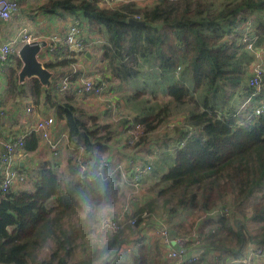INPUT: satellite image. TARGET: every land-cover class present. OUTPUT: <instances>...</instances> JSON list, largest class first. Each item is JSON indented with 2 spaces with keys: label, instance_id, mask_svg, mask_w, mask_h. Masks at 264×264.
<instances>
[{
  "label": "trees",
  "instance_id": "trees-1",
  "mask_svg": "<svg viewBox=\"0 0 264 264\" xmlns=\"http://www.w3.org/2000/svg\"><path fill=\"white\" fill-rule=\"evenodd\" d=\"M120 1L48 0L34 9L52 22L77 18L86 35L83 57L99 43L107 64L102 78L121 95L112 101L115 117L106 104L95 114L87 97L58 90L59 75L75 62L67 48L52 52L64 58L44 61L54 74L49 88L38 78L19 82L17 55L18 65L3 71L0 107L7 117L33 98L68 132L70 155L64 170L55 159L34 164L30 176L19 165L30 189L0 188V264H167L162 243L143 235L157 218L172 236L187 239V249L196 241L210 249L215 264H245L251 248L264 246V115L240 125L237 104L253 93L254 57L243 24L252 21L248 40L264 47V0ZM39 144L36 132L27 135L26 155ZM79 160L88 175L102 160L124 166L128 176L133 165L152 170L133 186L139 196L129 210L122 205L116 213L121 191L132 186L120 171L88 181ZM122 210V227L92 243L99 222Z\"/></svg>",
  "mask_w": 264,
  "mask_h": 264
},
{
  "label": "built area",
  "instance_id": "built-area-1",
  "mask_svg": "<svg viewBox=\"0 0 264 264\" xmlns=\"http://www.w3.org/2000/svg\"><path fill=\"white\" fill-rule=\"evenodd\" d=\"M105 3L110 4L111 0H104ZM19 19L22 21L20 32L17 38H8L0 42V70L4 71L11 62L12 55H17L19 49L24 44H31L34 41H47L45 50L48 58L52 56V52L58 48H67L70 52L68 58L75 59V62L70 64L63 73L59 75L58 90L64 94L74 92L82 97H87L89 100L98 99L107 108L112 111V116L117 115V107L112 102L105 101L109 82L98 74L88 73L87 68L83 66L84 60H88L80 54L87 50L86 35L81 28L79 21L75 17H70L64 29L61 32L49 31L46 34L35 32L29 22L21 18V7L18 0H0V20L6 22H13ZM243 31L245 32L243 41L246 42V49L253 55L254 61L250 64V78L248 85L253 88V93L244 97L239 104L238 115L240 116V125L251 122L262 115H264V47L257 49L255 47V40H248L249 36L253 34L252 21L243 24ZM229 39H234L233 35L228 36ZM93 51V46L88 49ZM40 56V54H39ZM41 59V56H40ZM41 61H43L41 59ZM44 63V61H43ZM261 94H263L261 96ZM16 119L19 117L17 111ZM25 116H34L33 124L27 123L22 133L14 138L1 139L0 138V188L3 191L7 189H14L18 185H23L27 181V176L20 171L19 165L21 161H25L26 152L24 151L25 138L33 131L39 136L40 145L44 146L50 151L53 157H59L60 154L69 145L68 132L62 126L56 123L53 115L41 114L35 106L33 99L25 101L23 107ZM7 118V114L2 107H0V121ZM139 128L138 126L136 127ZM170 128V127H168ZM184 142H181L183 145ZM79 167L82 169L83 178L91 181L94 177H100L103 180H109L116 172H121L123 182L129 186H136L141 178L149 175L152 170L151 164L148 165H133L130 169V175L124 171L122 165L110 166L105 160L88 175L86 163H81L79 160ZM125 210H129L128 205H123ZM109 218V220H108ZM102 220L101 233L106 238L121 228V222L124 220V213L122 212L116 218ZM132 223V221L130 222ZM133 224V223H132ZM146 238H157L162 243L163 260L167 264H203L205 258L206 248L197 242L196 246L189 249L186 248V240L183 237L172 236L168 230L165 221L155 219V222L150 224L143 231ZM133 244L124 247L126 253H131ZM259 256H264V246L251 248L246 258L242 260L243 263L252 264Z\"/></svg>",
  "mask_w": 264,
  "mask_h": 264
},
{
  "label": "crops",
  "instance_id": "crops-1",
  "mask_svg": "<svg viewBox=\"0 0 264 264\" xmlns=\"http://www.w3.org/2000/svg\"><path fill=\"white\" fill-rule=\"evenodd\" d=\"M18 1L20 2V7H21V11H22L21 12V18L24 21L29 22L31 25V28H33V30L35 32H38V33H41L44 35V34L48 33L49 31L61 32V29H64L67 22L62 23L61 21L56 22L54 20L52 22L50 20V17H46V16H43L41 14H35L34 13V9L38 5L39 6L42 5V4L46 3L48 0H18ZM21 24H22V21L19 19H16L13 22H6V21L0 20V42L4 39H8V38H17V36L20 32V29H21ZM47 29H49V31ZM93 55L94 54H88V56H89L88 59H91V57ZM63 56H65V55H58L57 54L56 56L52 55V57L54 59H52V57H50V58L53 61H58L61 58H64ZM50 58L46 57V58H44V60L50 61ZM94 59H97V58H94ZM17 65H18L17 61L13 60V58H12L9 66L15 67ZM3 73L4 72L0 70V83L2 85H4L5 81H6V77L4 76ZM0 90H1V88H0ZM24 106H25V102L20 108L16 109L18 116H19L17 119H16V116H12V117L9 116V117L3 119L2 121H0V137L6 138V137H13L14 135H19L20 133H22V131L25 128V125L27 123L31 122V124H33L35 118H34V116H30V117L25 116V114L23 113V107ZM28 121H30V122H28ZM32 156H33V159L24 161V164L22 166L31 165V161H33V160H34V162L36 161L35 157H37L41 160H53V159H55L59 162V161H61L60 158L63 156V154H61L59 157H53L51 155L50 151H48V149H46L44 146L39 144V147L37 148L36 152ZM34 162L32 164H34ZM20 186L21 185L16 186L13 190L20 189ZM150 239L152 241L157 240V238L153 239V237H151ZM254 248H256V247H254ZM208 253H207V251L205 252V254L207 256H205V258H203V261H204L203 264H215V262L212 261L213 257H212V260L210 259L211 254L209 251H208ZM209 260H211V262ZM227 261L229 263L230 260L227 259ZM216 264H221V262H216ZM222 264H224V263H222ZM252 264H264V256H259L257 259L254 260V262Z\"/></svg>",
  "mask_w": 264,
  "mask_h": 264
},
{
  "label": "rangeland",
  "instance_id": "rangeland-1",
  "mask_svg": "<svg viewBox=\"0 0 264 264\" xmlns=\"http://www.w3.org/2000/svg\"><path fill=\"white\" fill-rule=\"evenodd\" d=\"M122 1L123 2H125V1H128V0H121L119 3H122ZM138 1H140V0H138ZM62 23H65L64 21H61ZM52 28V27H51ZM48 31H49V29H47ZM46 32V31H45ZM100 45H99V43H97V44H95V45H93V51L91 52L92 54H94L92 57H91V59H88L87 61L86 60H84V62H83V66L85 67V68H87V69H89L88 70V73L90 72L91 74H100L101 75V77L103 76L100 72L102 71V72H106V66H107V64H105V62H103V59H102V55L100 54ZM40 56H41V59L43 60V61H46V60H44V58H46L47 57V55H46V52H45V50H42L41 51V53H40ZM51 57V56H50ZM94 58H97V59H94ZM40 59V60H41ZM102 60V61H101ZM49 61V60H48ZM117 83H119V82H115L114 83V85H116ZM120 94H118L114 89L112 90H109L108 89V91L106 92V94L104 95V100L105 101H107V102H112V101H114V99H118V98H120ZM33 99V98H32ZM34 100V99H33ZM35 101V100H34ZM33 101V102H34ZM240 101L241 100H238V104H237V106L239 105V103H240ZM35 104H36V101H35ZM89 105L90 106H86L89 110H91V111H93L95 114H99V111L98 110H102L103 108V103L101 102V101H99L98 99H89ZM11 106V104H10V102H6V107L5 108H8V107H10ZM124 107V106H123ZM239 107V106H238ZM237 107V108H238ZM37 108H38V111L39 112H41V110H40V108L37 106ZM125 109H123V111H124ZM132 132L134 133V134H137V133H139V132H141V129L140 128H135V129H133L132 128ZM162 133H166L165 132V130L164 129H162V130H160V132H159V135H160V137H162V135H164V134H162ZM61 154H63V156L60 158L61 159V161H59L60 163H59V168L58 169H60V170H64V166H65V164H66V162H67V160L69 159V155H70V153L67 151V150H64ZM60 154V155H61ZM41 158V157H40ZM33 159V158H32ZM59 159V160H60ZM35 162H34V164H37L38 162H39V160H41V159H39V158H37V157H35ZM34 164H31V165H26L25 166V170L27 171V174H28V176H30L31 174H32V171L30 170V166L33 168L35 165ZM62 164V165H61ZM124 167V166H123ZM31 185H32V183H31V181H29V179H28V177H27V181H26V183H24L23 185H21L20 186V189H29V188H31ZM124 186H126V185H124ZM121 195H120V197L117 199V201H116V204H115V211H116V213L118 212V211H120V209L122 208V205H128L129 206V204H130V206H131V201L132 200H136V196L138 197L139 196V194H138V192H137V190H136V188L135 187H125V188H123V190L121 191ZM112 216V215H111ZM108 217H106L105 216V218H103L102 220H104V219H107ZM102 220L99 222L100 224H99V228H98V231H97V233L96 234H93V239H92V243H97V244H101V243H103L104 242V239L106 238L105 236H103L102 235V233H101V228H102ZM108 220H109V218H108ZM121 227H122V225H121ZM49 246H50V244H49ZM51 247V246H50ZM209 248V247H208ZM210 249H208V251H209ZM50 252H51V250L48 248V249H46L44 252H43V254L44 255H49L50 254ZM209 254V253H208ZM81 256V252L80 251H76V258H78V257H80ZM207 256V255H206ZM210 262H211V260H209ZM223 262H221V264H222ZM228 263V261L226 260L225 261V264H227Z\"/></svg>",
  "mask_w": 264,
  "mask_h": 264
},
{
  "label": "water",
  "instance_id": "water-1",
  "mask_svg": "<svg viewBox=\"0 0 264 264\" xmlns=\"http://www.w3.org/2000/svg\"><path fill=\"white\" fill-rule=\"evenodd\" d=\"M129 23L134 26H145L146 24L135 19H130ZM46 46L47 41L45 40L41 42L34 41L31 44H24L21 46L17 54L21 60V67L17 73L20 83H24L26 80H30L32 78H38L40 83L45 88L50 87L54 74L45 67L39 56L42 49L46 48ZM32 158V155H26L25 161ZM23 164L24 161L21 162L20 165L22 166Z\"/></svg>",
  "mask_w": 264,
  "mask_h": 264
}]
</instances>
